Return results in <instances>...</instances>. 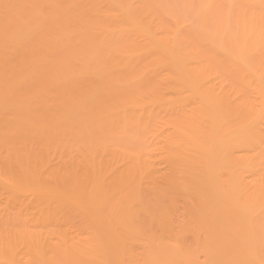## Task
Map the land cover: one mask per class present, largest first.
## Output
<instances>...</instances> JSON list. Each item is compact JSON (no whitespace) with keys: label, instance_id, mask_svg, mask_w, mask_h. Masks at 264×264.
I'll return each mask as SVG.
<instances>
[{"label":"bare ground","instance_id":"1","mask_svg":"<svg viewBox=\"0 0 264 264\" xmlns=\"http://www.w3.org/2000/svg\"><path fill=\"white\" fill-rule=\"evenodd\" d=\"M0 264H264V0H0Z\"/></svg>","mask_w":264,"mask_h":264}]
</instances>
